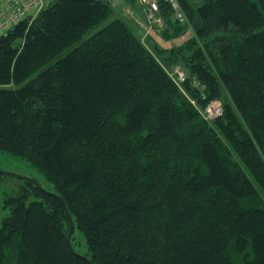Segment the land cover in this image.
I'll return each instance as SVG.
<instances>
[{"label":"trees","instance_id":"trees-1","mask_svg":"<svg viewBox=\"0 0 264 264\" xmlns=\"http://www.w3.org/2000/svg\"><path fill=\"white\" fill-rule=\"evenodd\" d=\"M178 2L160 62L110 0H56L0 36V150L54 188L7 197L0 264H264V0Z\"/></svg>","mask_w":264,"mask_h":264},{"label":"rangeland","instance_id":"rangeland-1","mask_svg":"<svg viewBox=\"0 0 264 264\" xmlns=\"http://www.w3.org/2000/svg\"><path fill=\"white\" fill-rule=\"evenodd\" d=\"M112 4L115 8V16L122 17L128 21L133 30L140 36L142 44L160 62V57L156 54L153 44L155 42H159L163 46H168V48L173 45L172 42H166L160 38L159 33L164 29V27L148 29L143 7L140 4L130 2H112ZM182 11L184 12L183 9ZM184 14L186 16L185 12ZM182 71L184 72V70ZM203 109L204 108L200 109V112L203 113ZM0 170L6 172L3 173V177L0 178V223L2 222L3 218L8 216L10 213V208L6 206L7 197L18 193L21 187L26 184L25 181L27 179L34 181L46 191H53L54 189L53 185L46 179L45 175L36 166L15 153L0 150ZM36 199L37 197L31 195L28 198V202ZM73 235L75 249L85 253L86 247L82 235L78 230H76V232H74L71 236V241Z\"/></svg>","mask_w":264,"mask_h":264},{"label":"built area","instance_id":"built-area-1","mask_svg":"<svg viewBox=\"0 0 264 264\" xmlns=\"http://www.w3.org/2000/svg\"><path fill=\"white\" fill-rule=\"evenodd\" d=\"M56 0H0V36L6 34L16 24L28 20L33 21L45 8ZM120 3L124 0H110ZM165 1L171 5L175 18L180 22L186 21V16L182 11L178 0H138L143 7L145 20L148 29L163 28L166 23L161 14V2ZM181 66H176L170 72L171 77L177 84H181L186 79V73ZM223 113L221 100L215 98L203 110V116L208 120H213Z\"/></svg>","mask_w":264,"mask_h":264},{"label":"water","instance_id":"water-1","mask_svg":"<svg viewBox=\"0 0 264 264\" xmlns=\"http://www.w3.org/2000/svg\"><path fill=\"white\" fill-rule=\"evenodd\" d=\"M0 173H6V172H3V171L0 170ZM66 212H67V216H68L69 222H70V231H69V235H68V240L70 242L71 241V236H72L73 231H74V223H73V219H72L68 209H67Z\"/></svg>","mask_w":264,"mask_h":264}]
</instances>
